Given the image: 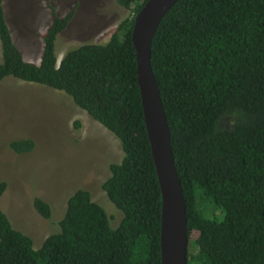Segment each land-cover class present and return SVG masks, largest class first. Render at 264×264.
I'll return each mask as SVG.
<instances>
[{
  "label": "trees",
  "instance_id": "trees-1",
  "mask_svg": "<svg viewBox=\"0 0 264 264\" xmlns=\"http://www.w3.org/2000/svg\"><path fill=\"white\" fill-rule=\"evenodd\" d=\"M147 1L119 0L134 16L109 43L70 49L59 64L57 40L75 12L54 13L38 65L16 45L0 0V84L13 78L64 92L125 154L102 185L124 215L117 229L81 189L68 199L60 231L35 250L0 208V264H161L162 195L132 42ZM152 68L186 200L188 264H264V0H180L155 34ZM10 147L24 154L35 143ZM6 190L1 182L0 201ZM33 206L52 218L44 200Z\"/></svg>",
  "mask_w": 264,
  "mask_h": 264
},
{
  "label": "rangeland",
  "instance_id": "rangeland-1",
  "mask_svg": "<svg viewBox=\"0 0 264 264\" xmlns=\"http://www.w3.org/2000/svg\"><path fill=\"white\" fill-rule=\"evenodd\" d=\"M2 1L16 45L26 61L38 65L54 13L75 12L57 40L58 64L70 49L108 44L118 26L134 16L119 0ZM27 139L35 143L29 153L10 147ZM124 156L119 140L64 92L13 78L0 84V183H7L0 208L15 230L33 240L35 250L60 231L68 199L81 189L105 209L113 229L120 226L124 215L102 185L111 176L110 165L120 164ZM36 198L51 206L50 220L35 210Z\"/></svg>",
  "mask_w": 264,
  "mask_h": 264
},
{
  "label": "water",
  "instance_id": "water-1",
  "mask_svg": "<svg viewBox=\"0 0 264 264\" xmlns=\"http://www.w3.org/2000/svg\"><path fill=\"white\" fill-rule=\"evenodd\" d=\"M180 0H148L135 18L132 42L146 130L162 195L161 264H188L189 230L186 200L176 169L169 123L152 68L155 34Z\"/></svg>",
  "mask_w": 264,
  "mask_h": 264
}]
</instances>
